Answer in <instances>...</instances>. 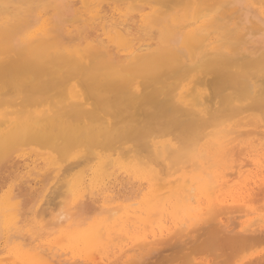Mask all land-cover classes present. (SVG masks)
Instances as JSON below:
<instances>
[{"label": "bare ground", "instance_id": "1", "mask_svg": "<svg viewBox=\"0 0 264 264\" xmlns=\"http://www.w3.org/2000/svg\"><path fill=\"white\" fill-rule=\"evenodd\" d=\"M149 1L169 6L167 10L171 9L172 13L174 4L187 0ZM208 1L199 0V4H206ZM214 1L219 6H216V13L206 14V29L199 24L192 30L183 27L180 32L177 30L178 26L176 30L173 28V21L179 18L177 16L180 13L177 16L169 13L168 16L166 9H162L166 13L164 16L160 9L153 11V23L161 24L160 44L150 53L129 49L130 59L123 61L112 57L106 47L88 38L89 35H84L80 28L73 29L70 26L69 23L79 16L74 12V17H70L74 10L73 7L65 6V0H0V171L16 149L36 144L55 151L62 159H67L75 151L82 152L86 161V156L91 160L89 155L93 158L95 155L98 158L94 170L97 176L114 161L112 156L116 152L112 155L107 152L117 151L126 144H131L126 149L138 154L134 158L141 160L139 158L144 156L142 159L147 158V163L161 161L169 172L176 165L177 168H180L178 165L182 168L189 163L184 169H178L181 171L180 175H172L169 179L165 178L169 174L165 170L160 172L152 169V166L148 170L155 189L147 206L150 212L146 213H149L150 218H156L145 222L148 230L139 238L142 246L150 247H139V243L136 245L140 249H146L145 255L158 248L164 249L166 244L172 245V242L192 243L196 236L198 240L202 235L205 238L210 235L218 241L216 247H245L247 244L262 242L260 237L263 230L257 233V229L253 227L254 222L261 217V208H256L255 205L258 204L254 207L253 201L261 196L260 190L264 188V182H260V141L253 139L244 142V145H240L239 141L252 132L243 127L253 124L259 130L260 123L264 122L260 115V112L264 113V16L257 10L253 0ZM214 6L209 8L213 10ZM181 7L183 5L178 7V11ZM184 7L187 9L186 5ZM192 7L194 6H191V10ZM203 10L206 9L203 7L201 11ZM193 17L195 19L196 15ZM114 27L117 28L114 40L117 38L121 44L127 45V36L130 34L120 32L121 25ZM257 132L260 133V130ZM166 135H173L175 141L173 138L157 139ZM243 153H248L252 158L248 163L258 168L256 175L252 172L244 173L242 168L246 162H239L244 157ZM143 160L136 164V171L146 174L142 167ZM76 161L82 163L79 159ZM72 164H66L64 168ZM75 170L72 169L71 172ZM158 172H165L166 175L162 174L163 177ZM234 177L237 180L240 178V181L235 182ZM58 178L59 182L60 177ZM68 181L67 184L70 182ZM80 184L75 183L74 189H78ZM3 188L0 178V192ZM60 195L58 194L59 197ZM42 196L43 194H38V197L26 200L28 207H35L37 219L39 214L45 212ZM74 199L76 200L70 205L62 206L49 224L51 232L58 231L68 238L69 247L64 248L73 253L85 254L90 249L104 252L107 247L94 246H101L114 233H127V228H134V220L139 218L137 213L140 210L137 212L132 207L135 203H130L131 206H125L121 202L106 206L103 214L98 217L94 213V206L84 202L86 199H82L81 195H76ZM194 199L197 204L193 202ZM168 204L173 209V216H170L174 223L170 224L172 226L165 224L168 217L165 222L161 221L164 213L168 212L166 209L169 210V207H165ZM237 213L251 215L245 221L249 223L238 227V221L234 219ZM11 217L8 216L4 221L0 212V264L8 262L11 255H14L13 262L19 260L32 262L31 264H52L41 250L31 253L24 247L14 245L16 233ZM160 222L162 223L159 224ZM157 245L165 246L152 247ZM117 248L119 247L115 249ZM53 249L58 251V248ZM110 249L111 247L107 251ZM172 249L175 251L177 248ZM178 249L185 252L187 264H209L206 259L197 255L196 247ZM120 250L124 251V247H120ZM89 252L86 255L91 259ZM153 254L154 252L151 256ZM262 254L249 261L242 259L236 264H264ZM66 261L63 263H68V259Z\"/></svg>", "mask_w": 264, "mask_h": 264}, {"label": "rangeland", "instance_id": "2", "mask_svg": "<svg viewBox=\"0 0 264 264\" xmlns=\"http://www.w3.org/2000/svg\"><path fill=\"white\" fill-rule=\"evenodd\" d=\"M85 1L84 0H80V1L79 0H65V3L67 4V5L65 4V6L66 7H73L72 9L74 10V11H72L73 14L70 13L71 14L70 17L71 16L74 17V12H75L76 15L79 16V18H81V21H80L79 18L75 15L78 19L77 18L73 19L72 20L73 22L69 23L70 26L73 29L80 28L81 30H83L82 33H85L84 35H86L87 37L89 35L88 38H90V39L94 40L96 43H99L100 45L106 47L107 51L110 53V55L112 57L117 58V59H122L123 61H128V59H130L131 55L129 54V51H130L129 49H136V51L142 52V53L143 52L148 53V51H149V53H150L151 50L155 49V47L156 48L158 47V45L161 42L160 27H159L161 24L157 25L155 22L153 23V20L151 19L152 18L151 14L153 11H155V10L157 11L159 9L161 11L160 13L161 14L163 13L164 16L166 13H165V11L163 12L162 9L163 10L166 9L168 16H169V13L171 12V9H169L170 11L167 10L169 6H166L165 4L156 3L154 1L152 2L149 0L144 1L145 3L142 0L141 1L123 0L125 2H123L122 0H116V1L115 0H109V1L108 0H88L87 2H85ZM106 1H107V3H106ZM126 1H127V3H126ZM188 1L189 0H187L186 2L189 4H187L186 2H183V3L181 2V3L174 4V6L172 5L173 7L170 6V8L172 7V13H170V14L177 16L180 13L177 16L179 18L176 21H173V23H174L173 28L176 30L179 27L177 30L180 32L185 27H186L185 29H187V30H192L196 25H199V24H202L203 27L205 28V24H206L205 21L207 20V17H208V15L206 16V14L208 13V14L212 15L213 13H216V6H219V5H217V3L214 0H213L214 2L212 0L211 1L209 0L208 3H206V4H199V0H191L189 2ZM257 1H258V3H257ZM95 2H98V4ZM133 2L134 3L136 2L137 5L134 4ZM194 2H195V4H194ZM252 2L256 3V7H258L257 10L260 11V13L264 16V13H263L264 2L262 3L259 0H255V1L253 0ZM80 3H81V5H80ZM197 3H198V5H196ZM209 3H211L212 5H210ZM109 4H111V5H109ZM131 4L132 5L134 4L133 8H130ZM192 4H194V5H192ZM140 5H142L141 6L142 8L140 7ZM156 5H158V6H156ZM182 5H183V8L181 7L182 9H180V10L182 12H185V13H182L180 10L178 11V7L180 8V6H182ZM184 5H186L187 9L184 7ZM74 6H76V7H74ZM135 6H139L140 9H138L139 7L137 8ZM191 6H194V7H192L193 8L192 10H191ZM211 6L215 7V8L212 7V8H214L213 10H215V11L210 9ZM163 7H165V8H163ZM175 7H177V8H175ZM203 7L206 9L205 11L204 10L201 11L203 9ZM134 8L137 10L135 11ZM173 8H175V9L173 10ZM127 9H128V11H126ZM194 9H196V11H194ZM199 11H201V12H199ZM188 12H189V15H188ZM199 13H200V15H199ZM204 13H205V15H204ZM94 14H96V15H94ZM194 14L196 15V17L198 19H196V17L194 19V17H193V16H195ZM97 15H99V16H97ZM184 15H186V16H184ZM198 15H199V17H198ZM104 16H105V18H104ZM183 16L185 19L183 18ZM164 18H166V17H164ZM181 18H183L182 21H181ZM202 19H203V22H202ZM106 20H109V21H106ZM168 20H169V18H168ZM103 23L104 24L106 23V24L104 25ZM168 24H171V23H168ZM117 25L118 26L121 25V27H119V29L121 28L123 31L120 29L121 30L120 32H126L127 34L129 33L131 35L130 36L128 34L129 36H127L129 38L127 45L121 44V42L117 41L118 40L117 38H115L116 40H114V37H115L114 33H116L115 29H117L114 26L117 27ZM94 26H97L98 28L94 27ZM105 28H107V29H105ZM73 32H77V31H73ZM95 36L97 38L96 40H95ZM98 36H100V37H98ZM98 39H99V42H98ZM262 114H264V113L260 112V115L263 117L262 120L264 121V116ZM252 125L249 124V125H247L248 127L247 126L243 127L244 129L246 128L245 130L250 131V129H251L252 132H249L248 133L249 135H247V136L245 135V137H241L239 142H240V145H244V142H250V141H253V139L256 142L260 141V145H258V143H256V142H255V144L258 145V148L260 147V154H259V157H260V182H264L263 181V179H264V122L260 123V128H259L260 133L257 132V131H259L258 128L256 126H255L256 127L255 128ZM253 132L258 134V137L257 136L255 137L256 134H254ZM251 133H253V134H251ZM166 136H168V137H166ZM166 136H164L166 139L164 137H160V138L157 137V139L158 140H160V139L161 140H163V139L164 140H168V139L170 140L171 138L174 139L173 135H170V137H169V135H166ZM259 136H260V139H259ZM255 138H257L258 140ZM173 139H171V140H173ZM173 141H175V139ZM129 146H131V144H126L124 146V148H119L117 151L111 150L110 152H107L110 155H112L116 152L112 156L114 158V161L105 167V169L101 175H97V176L94 173V170L98 164V158L95 155H93L94 158L91 157L92 155H89L91 160L88 158V156H86L87 157V161H86V158L85 157L83 158V156H82L83 155L82 152L78 153L75 151V152H73L72 155H70V157H67V159L65 158L66 159L65 160V159H62L60 157V155L58 153H56L55 151H52L48 148L40 147L39 145H36V144L21 146L18 149H16V151L12 154V156L9 158V160L2 166V169L0 171V178L4 184V188H3L2 192H0V205H1L0 206V212L4 216V221H6L8 216L9 217L12 216L11 218L13 219L14 227H15L14 231L16 233V235L14 237V245H16L17 247H24L25 249H28L29 252H31V253H34L35 251L41 250L42 253L44 252L43 254L45 255V257L49 258L48 261H50L52 264H55V263L69 264L70 262L71 263L73 262V264L74 263L75 264H102V263L103 264H126V263L127 264L128 263H130V264H148V263L149 264H187V262H186L187 258H185L186 255L184 254L185 252L179 250L178 247H188V246L198 248V249H196L197 255L200 256V258L206 259L209 264L210 263L211 264H236V263L240 262L242 259H244L245 261L246 260L249 261L251 258L254 259V258L260 257V255L262 253H264V244H263L264 239L262 238L264 236V194H263L264 188H262L260 190V191H262V192H260L261 196H257L255 198V200L253 201L254 202L253 206L255 204H258V205H255V206H257L256 208H258V209L261 208V210L259 211L261 217L256 223L254 222L253 227H255L257 229V231H256L257 233H261V231L263 230V234H262L263 236L260 234L261 235L260 241H262V242H258L257 244L252 243V245L247 244V245H245V247L244 246H238V247L224 246V247H222L220 245L216 247L217 243H219L218 241H216L210 235H206L207 236L206 238L204 237L205 235L204 236L202 235L199 237L198 240H197L198 236H196L197 238L196 237L195 238L197 241L193 239V241H195V242H193L191 240L192 243L186 242L183 244V243L178 242L175 244L174 242H172V245L174 244L173 246L171 245V243L166 244V247L164 249L158 248L157 250L152 251V253L154 252V254H153L154 257L151 256L152 253L145 255L146 249L142 248L143 249L142 250L139 247H150V246H142L141 240L139 238L142 237L143 232H145V231L147 232V230H148V229L146 230L147 224H145V222L147 220L149 222L153 219V217H155V216H153L150 218L149 213H148L150 211H149V209L147 210V206L150 204L149 200L152 199V195H154V189H155V185H154L153 180L151 178H149L148 170L150 169L151 166L153 167L152 169H157V171L160 170V172L165 170L166 174L167 173H169V174L166 175L165 172H163L162 174L166 175L167 177L165 176V178L169 179L172 177V175H174L173 177H177L178 175H180L181 171H179V170L184 169V167H186L189 163H186L185 164L186 166H184L182 168H181V165L180 166L178 165V167H180L181 169L177 168V165H176V166L172 167V169H170V172H169V169H166L164 167L163 162L161 163V161L160 162L149 161V163H147V162H145L147 158H144V160H143L142 158L144 156L143 157L140 156L141 158H139V159L143 160V162L145 163V165H144V163H142V167L144 168V170H146V174L143 173L142 171L137 172L136 171V164L141 163V160H138V159L133 157V156L138 155L134 151L133 152L127 151L126 147H129ZM123 149L126 150V152H124ZM122 150H123V152H122ZM57 154L59 155L60 160H59V157ZM121 154L122 155L124 154V156H126V155H128V156L124 157V156H121ZM240 154H242V153H240ZM105 155H107V154H105ZM118 156H119V159H118ZM242 156H244V157H242ZM242 156L241 157L244 158V160L239 156H238V158H241V159L240 160L238 158L237 159L239 160L240 163L242 162L245 164V162H246L245 166H243V168H242L243 171L245 170L244 173L249 174V172H252V173H255L253 175H256L258 168L254 164L248 163V161L251 160L252 158L248 156V153L247 154L243 153ZM245 157H247L249 159L247 160V158H245ZM77 158L79 159V162L81 161L82 163H78L76 161V160H78ZM82 158L85 160H83ZM88 159H89V161H88ZM57 160H59V161H57ZM61 160H62V162H60ZM14 161H15V163H14ZM84 161H86V162H84ZM147 161H148V159H147ZM85 163H87V164L84 165ZM154 163H156V164H154ZM158 163H160V164H158ZM66 164H72L73 167H71L72 165L71 166L67 165L66 166L67 168L66 167L64 168V166ZM247 164H249V166ZM250 164H252V165H250ZM79 165H80V167H79ZM81 165H83V166H81ZM155 165H157V166L155 167ZM160 165H161V167H158ZM76 166L79 168L77 169ZM75 168H76V170H75ZM175 168H177V170L179 169L178 170L179 173H177L178 171ZM65 169L66 170L68 169L67 170L68 172ZM72 169H74L75 171L71 172ZM189 169H191V168H189ZM166 170H168V171H166ZM172 170H175V172ZM34 171L36 173H34ZM38 172H39V174H38ZM160 172H158V173L160 174ZM147 173H148V175H147ZM68 174H69V176H68ZM162 174H160V175H162ZM236 176L239 177L238 175H235V177ZM58 177H60L59 182H58V179H59ZM65 177H66V179H65ZM121 177H122V179H121ZM235 177H234V181L239 182L240 178L237 180V178H235ZM62 178H64L66 181ZM67 178L70 179L69 180L70 182L68 181ZM80 179H81V181H80ZM67 181L69 182L68 184H67ZM78 182L81 183L79 185V188L74 189V184L78 183ZM260 184H262V183H260ZM59 185H60V187H59ZM67 185H68V187H67ZM115 185H116V187H115ZM52 186L54 188H52ZM74 190H76V191H74ZM120 190H121V192H120ZM8 191H9L10 195H9ZM70 192H71V194H70ZM48 193H51L52 195L48 194ZM38 194H43L41 199H42V202L44 205L43 211H45V212H43L44 214L43 213L39 214V215L37 214L38 215V219H37L36 218L37 216L35 214V207L32 205H30L28 207L26 200H28L29 197L34 199V197L35 198L38 197ZM58 194L59 195L61 194L63 196L60 195V197H59ZM78 194L82 196V199H86V200H84V202L88 203V205L94 206V208H95L94 213H96V216L98 215V217H100L103 214L102 211H105L104 208L106 206L120 204V202L122 204H124L125 206H131L132 203H135V205L133 204L132 207L135 208L137 210V212L139 210L141 211V214L139 213L140 211L137 213L139 218H136L134 220V226L136 225L134 228L130 229V227H129V228H127V233L122 232V234H120V235L114 233V234H112V237L105 239V241L103 242V244L101 246H94V247H107L104 252L94 250V249H90L89 250L90 252L89 251L88 252L92 256L91 259L89 258V256L86 255V254H88V252H85V254L84 253L80 254V253H73L71 250H66L64 247H69L68 238L63 236L58 231L51 232V230L49 229V224L51 222H53L54 216L58 213L59 209L62 206H68V205H70V203L74 202L76 200L74 198ZM70 195H71V198H70ZM88 196H90V197H88ZM124 196H126V197H124ZM129 197H131V198H129ZM125 198H126V202H125ZM127 198H129V199H127ZM132 198H133V200H132ZM14 200H15V202H14ZM16 200H18V201L16 202ZM44 200H45V202H44ZM117 200H118V202H117ZM195 201H196V199H194L193 202L195 204H197ZM21 203H23V204H21ZM10 205H12V207ZM169 206H171V204H168V206H165V207L168 208ZM155 210H156V208H155ZM169 210L166 209V211H168V212L164 213V215H165L163 217L164 219H162L161 221L165 222L164 220L168 217L169 219H167V220H168L169 224H167L168 222H166L165 224L172 226V225H174V223H172V219L170 218V216H173V214H172L173 209L169 207ZM146 211H148V212L146 213ZM53 212H55V213L53 214ZM46 213L47 214L49 213L48 216ZM243 214L244 213H242V214L237 213L236 216H234L235 221L236 220L238 221V227H242L244 224L246 225L249 223V222L245 223V221L247 219H249L251 217V215L247 216V215H243ZM240 215H242V216L239 217ZM253 215H255V214H253ZM39 216H41L42 221H41ZM144 216H145V218H144ZM141 218L146 219V220H142ZM43 219H44V221H43ZM24 221H25V223H24ZM44 222H46V223H44ZM138 223H140L142 225H140V224L137 225ZM161 223L162 222H160L159 224H161ZM170 224H172V225H170ZM28 229H30V230H28ZM149 229H151L150 225H149ZM56 238H58V239H56ZM25 239L26 240L28 239L27 240L28 242H25L26 241ZM62 239H64V240H62ZM139 240H140V242H139ZM200 240H201V242H200ZM197 242H199V243H197ZM137 243H139V245H140L139 247L136 246V245H138ZM126 244H128V245H126ZM259 244H260V246H259ZM170 245H171V247H170ZM190 245H192V246H190ZM164 246L165 245H157V246H152V247H164ZM9 247H12V245ZM110 247H111V249L109 251H107V249ZM116 247H119V248L115 249ZM120 247H124V251H121ZM53 248H58V251H56L57 249L55 250ZM172 248H177V249H175V251H174ZM248 248H250V251ZM125 249H127L128 251ZM136 249H137V251H136ZM171 249H172V251H171ZM167 250H169V251H167ZM91 251H93V252H91ZM125 251H127V252H125ZM155 251H157V252H155ZM159 251H160V254H159ZM179 251H181V253H179ZM94 252L96 254H98L99 257L96 254H94ZM192 252H193V250L191 251V253ZM162 255H164V256H162ZM61 256H65V257H61ZM149 256H150V258H149ZM262 256H264V254H262ZM11 257L12 258L9 259L10 263L8 261V262H5V264H17L18 262H19V264H31L32 263V262L31 263L30 262H22L19 260L16 261L17 262L16 263V262L12 261V260H15L14 255H11ZM66 259H68V263H63L64 261L67 262ZM95 259L98 262H96ZM130 259H132V260H130Z\"/></svg>", "mask_w": 264, "mask_h": 264}]
</instances>
